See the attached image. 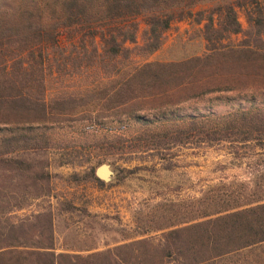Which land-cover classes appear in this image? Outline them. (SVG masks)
I'll use <instances>...</instances> for the list:
<instances>
[{
    "label": "trees",
    "instance_id": "obj_1",
    "mask_svg": "<svg viewBox=\"0 0 264 264\" xmlns=\"http://www.w3.org/2000/svg\"><path fill=\"white\" fill-rule=\"evenodd\" d=\"M202 2L216 3L196 10ZM181 20L202 25L206 51L149 60ZM234 35H242L238 43ZM229 93L235 96L227 97L232 105L225 112L176 113L184 103ZM146 111L160 116L147 118ZM107 118L131 119L143 128L130 139L117 137L130 152L220 145L233 158L253 160L252 175H264V2L0 0V162H17L10 153L47 151L53 128ZM81 125L79 134H88ZM89 168L84 178L103 183ZM221 188L203 194L186 225L173 221L153 252L146 237L140 251L134 243L123 246L130 249L124 264H264V190L247 183L242 192L230 184L215 193ZM48 252L30 254L38 264H57ZM4 254L0 264L10 262ZM95 256L75 255L74 264H98ZM13 263L24 264L17 257Z\"/></svg>",
    "mask_w": 264,
    "mask_h": 264
},
{
    "label": "rangeland",
    "instance_id": "obj_2",
    "mask_svg": "<svg viewBox=\"0 0 264 264\" xmlns=\"http://www.w3.org/2000/svg\"><path fill=\"white\" fill-rule=\"evenodd\" d=\"M215 3L202 2L195 9L205 10ZM238 12L246 27L244 10L238 7ZM241 38L234 35L231 41L238 43ZM205 51L202 25L181 20L172 24L164 45L149 60L176 61ZM234 96H207L178 106L176 113H222L232 105L227 97ZM142 115L160 116L154 111ZM168 116L165 113L164 117ZM80 124L88 134H79ZM122 124L126 129L121 133L104 129ZM142 129L127 118L74 123L63 129L53 128L52 145L47 151L6 155L18 159L11 165L0 162V252L10 261L7 264H14L16 257L24 264H38L37 255L30 254L35 250L54 253L57 264H74L75 255L90 254L97 255L98 264H124L130 249L123 246L134 243L132 249L140 251L144 247L139 241L146 237L149 241L144 244L153 252L173 221L186 225L195 213L192 208L199 206L195 203L211 187H223L215 191L217 194L230 184L242 192H247V183L264 190V175L251 174L257 168L253 160L233 158L220 145L166 144L157 154L142 149L130 152L115 142L117 137L130 139ZM74 149L81 154L76 153L78 157L72 163H64L73 159ZM103 163L113 165V181L84 178L89 167L97 169ZM170 163L174 167L167 168ZM129 169L135 172L129 173Z\"/></svg>",
    "mask_w": 264,
    "mask_h": 264
},
{
    "label": "water",
    "instance_id": "obj_3",
    "mask_svg": "<svg viewBox=\"0 0 264 264\" xmlns=\"http://www.w3.org/2000/svg\"><path fill=\"white\" fill-rule=\"evenodd\" d=\"M115 174L116 171L111 163H103L96 169V175L106 182L113 181Z\"/></svg>",
    "mask_w": 264,
    "mask_h": 264
},
{
    "label": "built area",
    "instance_id": "obj_4",
    "mask_svg": "<svg viewBox=\"0 0 264 264\" xmlns=\"http://www.w3.org/2000/svg\"><path fill=\"white\" fill-rule=\"evenodd\" d=\"M106 131H109V132H113V133H121L123 132L125 129H126V125L125 124H122V125H119V126H107L104 128Z\"/></svg>",
    "mask_w": 264,
    "mask_h": 264
}]
</instances>
